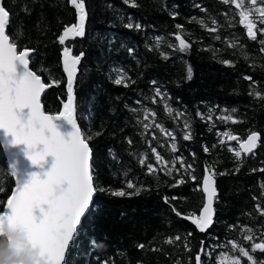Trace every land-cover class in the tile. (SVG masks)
<instances>
[{
	"label": "trees",
	"instance_id": "16d2710c",
	"mask_svg": "<svg viewBox=\"0 0 264 264\" xmlns=\"http://www.w3.org/2000/svg\"><path fill=\"white\" fill-rule=\"evenodd\" d=\"M2 3L11 13L8 34L19 26L25 34L19 46L35 49L30 68L45 83L60 81L42 97L44 110L55 113L67 99L64 46L57 36L65 25L75 22V9L67 0ZM136 3L137 7H131L123 0H85L86 35L66 42L74 55L84 53L74 83L76 115L82 132L91 137L90 164L98 189L67 254V264H194L201 242L205 245L202 264H218L222 254H238L229 241L251 250V243L242 239L246 234L242 228L252 229L255 242L264 233V217L256 211L257 204L264 207V172L259 171L264 168V52L260 51L264 35L258 33L255 41L250 40L238 23L237 10L221 0ZM194 17L204 20L207 28ZM128 23H139L141 28H127ZM178 24L182 30L177 29ZM212 27L217 31H208ZM178 32L190 44L186 51L169 46L178 47L174 35ZM157 37L162 39L157 41ZM232 43L236 47H229ZM224 60L231 66L222 63ZM121 76L124 83L116 84ZM156 89L163 97H156L153 103ZM165 104L171 114L165 111ZM145 109L149 110L147 120ZM153 112L155 116L150 114ZM226 115L233 119H221ZM144 124L151 126L145 129ZM154 124L172 133L175 152L170 147L172 138ZM252 131L261 136L257 148L237 160L228 148L239 150V141H227L222 134L245 140ZM189 132L191 139L185 140ZM152 148L169 162V168L176 161L171 174L167 168L161 170ZM177 157L192 168H181ZM148 164L156 171L150 173ZM206 166L216 173L217 197L213 224L200 232L185 217L198 215L203 206L201 181ZM180 180L184 182L178 184ZM129 181L134 188L127 187ZM13 186L0 146V187L5 189L0 200H6ZM137 188L138 195H112L118 190L134 193ZM176 236L181 239L164 243ZM141 243L144 249L137 247ZM252 254L257 262L264 261V252ZM242 264L250 262L243 258Z\"/></svg>",
	"mask_w": 264,
	"mask_h": 264
},
{
	"label": "snow or ice",
	"instance_id": "6c2138e0",
	"mask_svg": "<svg viewBox=\"0 0 264 264\" xmlns=\"http://www.w3.org/2000/svg\"><path fill=\"white\" fill-rule=\"evenodd\" d=\"M131 7H137L136 0H123ZM222 3L234 6L239 17L238 23L246 29L247 37L255 41L258 33L264 35V0H221ZM67 3L75 9V22L65 25L62 32L57 36V41L62 48L63 71L67 76V99L62 100V107L55 113H48L42 104V94L53 85H59L60 81L52 79L45 83L41 76L30 68V61L35 49L28 46L20 47L19 41L24 37L23 30L17 26V31L9 35L7 28L11 23V13L3 6L0 0V145L8 157V169L12 177H15V186L7 195L6 200H0V237L4 236V226L7 225L10 233L20 232L36 255L43 261V264H67V254L79 234L82 219L86 216L93 202L94 194L98 191L94 184L91 169V148L89 140L82 132L77 122L76 97L74 83L78 73V65L84 53L73 54V49L66 46V42L76 38H83L86 35V21L88 12L85 0H67ZM200 8V5H195ZM27 9H25L26 11ZM201 11L205 9L201 8ZM176 15V13H172ZM202 27L207 28L204 20H196ZM216 25L217 21L212 20ZM127 28L140 29L139 23H128ZM177 29L183 28L176 25ZM210 32H216L217 28H208ZM176 45H169L177 48L178 51H186L190 44L178 32L175 33ZM162 38L157 37V41ZM264 45V40L260 41ZM229 47H236L235 43ZM132 51L131 49L129 50ZM264 52V47L260 48ZM222 63L231 66L228 60ZM191 78V68L188 69ZM245 80H252V77L245 76ZM116 84L124 83V77L116 79ZM125 86H127L125 84ZM260 96V93H256ZM156 97H163L159 89H156L152 102L156 103ZM166 112H172L167 104L164 105ZM234 111V110H233ZM152 116L156 114L150 113ZM149 110L145 109L147 120ZM179 116V113H176ZM224 120H232L229 115L221 117ZM233 122H235L233 120ZM151 125L144 124L148 129ZM154 126L166 136L172 138L171 151L175 152V137L167 132L160 124ZM189 125L186 123L185 128ZM227 141H239V150L228 148L233 152L237 160H241L242 154H252L261 140L258 132L252 131L245 140L228 132L222 134ZM185 140L191 139V134L184 135ZM131 143V141H129ZM221 144L225 141L221 140ZM158 164L163 170L167 168L168 174L175 169L176 161L172 167H168V161L156 150L151 149ZM207 152L208 148L205 147ZM194 155V154H193ZM181 168L191 169L192 165L187 164L183 158L177 157ZM27 162V167L24 166ZM144 163V160H141ZM150 173L156 171L152 164H148ZM239 171V166L236 168ZM256 171V169H253ZM264 172V168L259 169ZM223 175L224 173H220ZM216 173L205 167L203 176L202 191L205 194V202L199 211V215L185 217L190 219L200 232H204L213 223L214 200L217 197L214 176ZM195 181L196 177L192 176ZM183 180L177 183H183ZM128 188H134L132 182L127 183ZM264 189V184L261 185ZM5 189L0 187V193ZM140 189L134 193L118 190L112 193L115 196L138 195ZM264 196V191L261 193ZM255 199V197H254ZM167 202V198H165ZM175 211V209H173ZM256 211L264 217V207L257 204ZM179 215V213H177ZM246 233L242 239L251 243V250L236 241H229L233 252L237 255L222 254L223 258L218 259V264H242V259L247 258L250 264H264V261L257 262L252 253L256 250L264 252V233L261 234V241L255 242V233L250 228H242ZM191 235V234H189ZM9 245L18 250L20 244L14 241L12 235L7 237ZM180 236L168 238L166 244H173L179 241ZM95 243V242H93ZM139 249H144L145 244H138ZM186 251H191L188 244H184ZM158 251L159 249H153ZM205 245L201 242L200 250L196 253L194 264H202V253ZM39 264V261L37 262ZM104 264H108L107 261Z\"/></svg>",
	"mask_w": 264,
	"mask_h": 264
},
{
	"label": "clouds",
	"instance_id": "9594fccd",
	"mask_svg": "<svg viewBox=\"0 0 264 264\" xmlns=\"http://www.w3.org/2000/svg\"><path fill=\"white\" fill-rule=\"evenodd\" d=\"M4 236L0 237V264H43V261L36 255L27 240L20 232L10 233L7 225L3 229ZM8 235L14 237V241L20 244L18 250L9 245Z\"/></svg>",
	"mask_w": 264,
	"mask_h": 264
},
{
	"label": "water",
	"instance_id": "95a60500",
	"mask_svg": "<svg viewBox=\"0 0 264 264\" xmlns=\"http://www.w3.org/2000/svg\"><path fill=\"white\" fill-rule=\"evenodd\" d=\"M47 90V89H46ZM45 90V91H46ZM45 93V92H44ZM44 93L42 94V97H43V95H44ZM1 146V149H2V152H3V155H4V157H5V160H6V163H7V167H8V157H7V154L3 151V146L2 145H0ZM238 148H239V146H238ZM24 163V166L25 167H27V162L26 161H24L23 162ZM9 170V169H8ZM9 174H10V171H9ZM205 174V173H204ZM10 176H11V174H10ZM204 176V175H203ZM12 177V176H11ZM12 179H13V182H14V186H15V177H12ZM202 185H203V178H202V181H201V192H202V194H203V197H204V202H205V194L203 193V191H202ZM13 186V187H14ZM94 198V197H93ZM203 207V206H202ZM213 207H214V204H213ZM88 212V211H87ZM198 215H199V213H198ZM214 216H215V212H214ZM214 216H213V219H214ZM186 220H188L190 223H192L191 222V220L190 219H186ZM193 224V223H192ZM213 224V223H212ZM194 225V224H193ZM195 226V225H194ZM212 225H210L209 226V228L211 227ZM196 227V226H195ZM208 228V229H209ZM207 230V229H206Z\"/></svg>",
	"mask_w": 264,
	"mask_h": 264
}]
</instances>
